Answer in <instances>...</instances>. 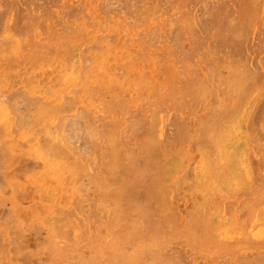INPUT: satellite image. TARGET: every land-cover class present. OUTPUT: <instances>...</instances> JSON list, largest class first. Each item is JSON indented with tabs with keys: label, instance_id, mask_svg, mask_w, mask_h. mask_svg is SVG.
<instances>
[{
	"label": "rangeland",
	"instance_id": "374dc122",
	"mask_svg": "<svg viewBox=\"0 0 264 264\" xmlns=\"http://www.w3.org/2000/svg\"><path fill=\"white\" fill-rule=\"evenodd\" d=\"M0 264H264V0H0Z\"/></svg>",
	"mask_w": 264,
	"mask_h": 264
},
{
	"label": "bare ground",
	"instance_id": "6f19581e",
	"mask_svg": "<svg viewBox=\"0 0 264 264\" xmlns=\"http://www.w3.org/2000/svg\"><path fill=\"white\" fill-rule=\"evenodd\" d=\"M225 8V7H224ZM235 10V9H234ZM80 73V72H79ZM244 79V78H243ZM242 82V81H241ZM221 124V123H220ZM228 124H229V122H228ZM219 125V124H218ZM233 126V125H232ZM222 128V127H221ZM234 128V127H233ZM228 129V128H227ZM229 129H231V128H229ZM223 130V129H222ZM230 133V132H229ZM229 133H227V136H228V134ZM231 134V133H230ZM232 135V134H231ZM233 136H236V135H233ZM225 137H226V135H225ZM215 139V138H214ZM213 139V140H214ZM227 139V138H226ZM225 140V139H224ZM228 140V139H227ZM235 143V142H234ZM218 144V143H217ZM222 144V143H221ZM224 147H225V145H224ZM234 147V146H233ZM226 149H229V148H227V146L225 147ZM222 149V148H221ZM237 150H239L238 148H237ZM156 152V151H155ZM228 152V151H227ZM221 153V152H220ZM221 154H223V152L221 153ZM234 155H235V153H234ZM223 156V155H222ZM228 156H231L230 154H229V152L228 153H226V151H225V153H224V157H225V159L228 157ZM239 157H240V155H239ZM153 158H154V156H153ZM220 159V158H219ZM150 160V159H149ZM153 160V159H152ZM169 160V159H168ZM233 161V160H232ZM246 162V161H245ZM112 163V162H111ZM227 163H229V164H231L232 165V163H230V162H226V163H224L223 165L225 166ZM238 163V162H237ZM222 164V163H221ZM220 164V165H221ZM235 164V163H234ZM223 165H221V167L223 166ZM160 166V165H159ZM224 166H223V168H224ZM220 167V168H221ZM236 167V166H235ZM232 168V167H231ZM234 169V168H233ZM222 170V169H221ZM220 170V171H221ZM230 170V169H229ZM226 171H228V170H226ZM230 172V171H229ZM163 173V172H162ZM196 173V172H195ZM91 174V173H90ZM154 175V174H153ZM201 175V174H200ZM229 175V174H228ZM210 177V176H209ZM224 177H226V176H224ZM223 177V178H224ZM228 177V176H227ZM226 177V178H227ZM150 178V177H149ZM165 178V177H164ZM230 178V177H229ZM160 179V178H159ZM163 181V180H162ZM219 181V180H218ZM216 182V181H215ZM220 182V181H219ZM193 183V182H192ZM202 184V183H201ZM223 184V183H222ZM230 184H231V182H230ZM232 185V184H231ZM208 186H209V184H208ZM235 187V186H234ZM231 188V187H230ZM202 192V191H201ZM117 194V193H116ZM155 194H153V196H154ZM124 202H126V201H124ZM151 202H149V204H150ZM153 203V202H152ZM128 204V203H127ZM201 205V204H200ZM210 220H212V219H210ZM209 220V221H210ZM225 223V222H224ZM191 231V230H190ZM258 236V235H257ZM260 236V235H259ZM204 239V238H203ZM250 240V239H249ZM253 241V240H252ZM241 243V242H240ZM256 243V242H255ZM197 246H198V244H197ZM201 246V245H200ZM135 252V251H134ZM130 256V255H129ZM131 257V256H130ZM130 257H128V259L130 258ZM156 259V258H155Z\"/></svg>",
	"mask_w": 264,
	"mask_h": 264
}]
</instances>
